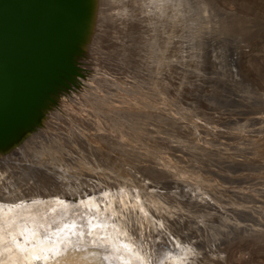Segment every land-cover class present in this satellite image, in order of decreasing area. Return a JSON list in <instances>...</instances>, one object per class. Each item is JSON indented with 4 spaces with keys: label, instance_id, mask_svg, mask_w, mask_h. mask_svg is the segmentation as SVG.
<instances>
[{
    "label": "rangeland",
    "instance_id": "374dc122",
    "mask_svg": "<svg viewBox=\"0 0 264 264\" xmlns=\"http://www.w3.org/2000/svg\"><path fill=\"white\" fill-rule=\"evenodd\" d=\"M8 1L0 203L111 194L135 263L264 264V0Z\"/></svg>",
    "mask_w": 264,
    "mask_h": 264
},
{
    "label": "bare ground",
    "instance_id": "6f19581e",
    "mask_svg": "<svg viewBox=\"0 0 264 264\" xmlns=\"http://www.w3.org/2000/svg\"><path fill=\"white\" fill-rule=\"evenodd\" d=\"M11 1H13V0H11ZM110 1H112V0H110ZM7 2L11 3L8 0H7ZM0 3H4V2H0ZM8 3H6V4H8ZM128 3H131V2H128ZM4 4H2V5H4ZM156 4H157V2H156ZM0 7H2V6L0 5ZM6 7H8V6H6ZM4 10H5V8H4ZM152 11L154 12L153 9H152ZM156 12H157V10H156ZM188 12H189V10H188ZM6 13H8V11ZM141 15H144V14L141 13ZM187 15H188V13H187ZM201 16H202V14H201ZM21 19H23V18H21ZM146 23H148V22H146ZM199 25H202V24H199ZM204 27H205V25H204ZM0 31H1V29H0ZM172 31H174V30H172ZM0 37H2V36H0ZM9 38H11V37H9ZM6 39H8V38H6ZM173 40H175V39L173 38ZM0 41H2V40H0ZM2 50H1V52H2ZM3 67H5V66H3ZM2 70H3V68H2ZM44 152H46V151L44 150ZM20 157H21V155H20ZM62 159H63V157H62ZM57 161H59V160L57 159ZM32 162H34V161H32ZM16 165H17V163H16ZM16 167L19 169L20 166L17 165ZM16 167L14 168L15 170H16ZM22 167L23 166L21 165V168ZM11 169H13V168H11ZM15 170H14V172H18ZM27 173H25L26 178L28 177V174H29V173L28 174ZM20 176L17 175L15 178L12 175V177H13L12 181L13 182L11 181V182L7 183L10 180V179H8V181L6 182L7 184L5 186V190H7L9 192V196L1 195V196H4L3 198L8 199V200H5V202L0 203V264H63L62 261H64V260H62V258L64 256H66L69 251H72V253H73V251H75V250L86 251V253L83 252L84 253L83 255L91 263H99V262H102L104 260V264H137L138 259H136V263H135V261H133L134 259L132 260L130 257L134 258L135 255H138V257H141V256H139V254H136L134 252H132V254H135L134 256H130L131 254L130 255L128 254L130 247H128L126 245L125 241L121 243V240L125 239V238L122 239L123 238L122 236H124L125 233L122 232V230L120 229V226L118 224L115 225L116 223H115V221H113L114 219H112L113 216H111V218H109L110 215H115L114 209H111L110 207H108V204L111 206L115 203V201H114L115 196L114 195L100 193L99 196L97 197L93 191L92 196L90 193L82 194V195H84V198L80 199L79 203H76V202H73L72 200H67L65 194H63V191H62V195H58L57 197H54V198L51 197L49 199L26 200L28 198H26L27 196H25V193L26 192L31 193V191L33 190V187L27 183H26L27 184L26 186L22 185V187H21L20 183L24 182V181H22L23 180L22 179L23 174L21 177ZM28 179H30V178H28ZM40 181H41V179H40ZM2 184L3 183L0 184V187H2V186L4 187L5 183L3 185ZM2 188H0V189H2ZM95 188H97V187H95ZM94 189H92V190H94ZM98 189L99 188H97V190ZM92 190H90V191H92ZM4 192H6V191H4ZM22 194H23V196H25L26 199L23 200V202H20V200L22 201V199L20 198ZM73 195L74 194H72V196ZM125 195H126V193H125ZM121 197H124V195H122ZM117 199H118V197H117ZM193 199H195V198H193ZM96 202L97 203L100 202V204L103 202V204H101L102 206L98 204L99 206H97V207H99V208H95L96 204H97ZM149 204H150V202H149ZM141 205H143V204H141ZM101 207H104V209H100ZM159 207H160V205H159ZM107 211H109V215H107V213H108ZM135 215H136V213H135ZM150 215H151V213H150ZM152 216H154V215H152ZM142 217H144V216H142ZM139 218H141V217H139ZM147 218H148V216H147ZM129 220H131V219H129ZM148 221H149V219H148ZM119 224H121V223H119ZM125 225H127V224H125ZM162 225H164V224H162ZM129 227H131V226H129ZM123 228H124V226H123ZM125 229H123V230L125 231ZM122 233H124V234H122ZM126 233H128V235H129L128 231ZM134 233H136V232H134ZM144 239H146V238H144ZM166 241H167V239H166ZM129 243H131V242H129ZM145 244H146V242H145ZM161 245H162V243H161ZM141 248H142V246H141ZM98 249H102V250L110 249V252L108 255H105V256L102 255L103 259L101 260V258H99L100 255L98 254V251H96V253L94 252L95 250H98ZM169 249H171V248H169ZM107 250H106V252H108ZM131 251L132 250H130V252ZM175 251H176V249H175ZM145 256L146 255H144V257ZM168 257L170 260L173 259V262L176 261V264L178 263L177 257L172 256L170 253H169ZM68 262H67L68 264H72L70 261H68ZM143 262L142 263L138 262V263H140V264H146L147 263V262L146 263L145 262L143 263ZM83 264H86V263H83ZM171 264H175V263H171Z\"/></svg>",
    "mask_w": 264,
    "mask_h": 264
}]
</instances>
